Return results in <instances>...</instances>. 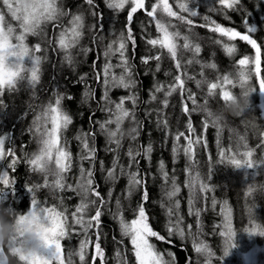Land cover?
Instances as JSON below:
<instances>
[{
    "label": "trees",
    "instance_id": "trees-1",
    "mask_svg": "<svg viewBox=\"0 0 264 264\" xmlns=\"http://www.w3.org/2000/svg\"><path fill=\"white\" fill-rule=\"evenodd\" d=\"M153 0H149V6ZM98 5L97 11L102 13V20H98L91 16L87 11L88 5L84 0H66L64 3L65 10L71 9L73 13H83L85 17V35L83 37L86 43V49L91 51L86 55L85 60L75 62L73 65H68L63 54L53 51L52 48L45 46L42 53L46 59L42 62L40 72V82L33 90L26 83L18 85L16 91H5L0 100L3 104L0 105V134L10 138L6 140V149L10 144L21 157L20 162L16 165V170H9V178L15 181L13 189L4 193L5 206L9 204L18 211L25 212L29 207V194L26 187L42 184L43 178L40 174L31 172L29 166L24 160L25 154H32L37 150V145L33 139L29 128L33 124L34 116L39 112L42 105L47 104L51 97H54L57 92L74 97L72 100H64L63 106L71 113L74 118V123L66 133L68 147L73 154V167L70 173L67 174L66 182L75 184L76 178L79 175V167L81 161L79 159L82 151L80 143L75 139L81 131L95 130L98 135L91 140L93 147L97 149L96 159L94 163L95 183L99 187L100 193L105 197L108 203L105 205L102 212V225L100 227L101 246L105 251V264H118L117 251L121 256H126L127 264H135V258L132 252V247L126 238H122L118 222L114 220L113 213L116 211V201L120 200L122 207L121 211L125 218L130 220L133 218L138 205L142 201V190L135 191L130 197L127 192V176H121L117 181H109L106 177V169L111 168L116 160H119V165L123 167L124 172L129 171V158L126 155L128 148L139 150L140 146L151 145L153 151L150 158L143 155L137 157L138 163L134 164L132 170H138L142 176L146 174L148 200L144 203L145 211L148 215L150 226L160 233L168 237V207L170 203H166L165 184L162 179L160 163L165 165V171L169 176H175L177 184L181 191L177 194L174 200L180 203L179 209L175 210V219L177 216L182 218L181 227L185 229V236L181 238L178 235L170 237V242H160L155 238H151L156 245L157 250L165 254V259L171 261V264H203L204 257L195 253L192 247L193 235L187 230L188 225H192V233H195L198 240L205 241L213 250L215 255L211 257L212 264H246V254H251L255 257V264H264V238L249 237L243 233V229L250 227V214L248 209L252 208L251 218L257 220L264 226V197L246 196V185L251 183L254 176L257 181H264V166H260L255 170L252 169H234V165L230 164L227 159L221 163L220 151L231 147L235 143L246 144L247 148H241L239 153H235V158L243 162L247 157L242 153L246 150H252L253 161L260 163L264 159V149H257L256 145L262 137L261 132H264V93L259 91V80L253 78L251 81L252 87L255 89L250 94L251 107L240 118L229 117L226 122L221 125L218 133L215 127H209L206 131L202 127V119L204 113L197 112L191 114V121L194 132L189 133L187 130L188 115L182 112V100L179 90L168 97L169 106L163 110V114L168 120V133L157 126V109L161 108V103L164 99V93H157V100L151 101L150 94L157 84L169 85L173 82V77L176 75L173 62L164 54L159 61L160 70H156L157 61L152 60L148 65L142 62V57L150 54V46L146 44L145 37L153 38L157 35L154 26H148L149 18L144 15L143 11H138L133 15L131 27L133 35L136 39V45L128 44L127 55L129 62L132 65L135 73V81L137 87L136 95L139 97L138 105L135 109L137 119L142 125L139 139L130 141L124 139L123 146L115 152L109 151L107 137L99 132V126L94 128L93 121H104L107 114L100 111L98 101L103 93L101 83L96 82L95 71L102 68L104 59L102 56L105 50V45L111 42L114 38H118L119 34L124 31V26L127 23V12L130 10V5L124 10L115 12L109 10L104 0H95ZM173 3L174 9L176 0H170ZM191 10L197 11L196 17H189L194 21V26L189 27L179 21H173L177 25L178 30L182 34L188 35L193 43H198L201 46V53L197 57L202 63H216L217 69H204L205 77L208 82H215L218 75L234 72L235 61L243 55H249L254 58L255 51L251 49L244 41L229 42L237 45V53L229 57L223 51V48L214 43L216 39L226 40L219 37V34L208 30V27H200V25L210 24L211 19H215L217 23L225 27H233L242 33L246 31L244 20H249L250 25L257 28V32L253 38L257 39L261 45V79H264V0H242L240 10L229 12L227 15L217 11L219 5L216 0H188ZM184 15H187L186 13ZM210 17L209 21H205L204 17ZM230 17V18H229ZM68 17H65V22ZM101 25L103 31H94L92 25ZM147 28V31L145 29ZM58 33L49 28V36L54 37ZM30 37V38H29ZM26 43L29 46L35 43H41L42 40L38 37V41L32 40L29 36ZM98 41L94 43L93 41ZM182 43V41H181ZM157 50L151 49V53L155 54ZM99 61L97 62V58ZM184 59L191 57L190 52L183 53ZM117 62V58H113V63ZM96 65L94 69L93 65ZM120 70L117 69V72ZM189 75L196 76L200 79V65L193 64L187 69ZM80 77L85 79L82 81ZM186 88L196 93L197 99L203 103V97L206 94L207 86L203 85L197 88L192 80L186 81ZM91 90L95 94L94 99H89L85 93ZM239 93L240 88L232 89ZM129 93L123 89H115L111 91L110 96L114 100H118L121 96H127ZM187 93H185V97ZM220 102L218 100L210 101L208 107L216 109ZM189 108L192 105L189 102ZM126 107L131 108L129 103ZM95 115H92V114ZM151 113V115H149ZM114 127V126H113ZM125 128L129 127L126 123ZM178 131H183L185 135L191 136L192 139L199 137L200 144L193 146L194 160L197 161L195 171L200 173V180L207 183L211 189L203 195L207 199H199L194 202V208L201 209L200 226L197 227L196 216L189 215V190L184 186L186 180L185 168L188 164V158L180 150L178 153H173L172 148L175 141L174 137ZM243 136L244 140H240ZM187 141L181 137L179 145L181 149L186 146ZM112 147H115L112 145ZM229 156L233 153H229ZM211 157V160H209ZM11 160V157H8ZM101 162H103L101 164ZM84 167L88 168L89 163L84 162ZM255 173H258L256 175ZM119 174V169H118ZM51 179V178H50ZM170 183V182H169ZM111 192V196H109ZM36 197L40 202H46L48 205H56L60 207V198H63V207L68 208L69 213L74 210L79 203V197L71 191H63L53 193L48 188H39L36 191ZM217 201L216 208H212V199ZM259 204V207H257ZM164 205V206H162ZM226 207L231 209V217L233 228L237 231L238 236L235 239L237 247L232 250L227 258H223L224 239L218 235V229L215 225L221 223L223 216L221 208ZM111 209V211H109ZM71 223V217H69ZM84 239L82 235L70 234L63 241L65 254L74 252L79 248V242ZM95 240V237H92ZM123 239V243L121 240ZM94 248L87 250L85 264H90L91 255ZM174 255V259L168 254ZM74 264H80L78 257H73ZM23 264V262H21ZM99 264V260H97Z\"/></svg>",
    "mask_w": 264,
    "mask_h": 264
},
{
    "label": "snow or ice",
    "instance_id": "snow-or-ice-1",
    "mask_svg": "<svg viewBox=\"0 0 264 264\" xmlns=\"http://www.w3.org/2000/svg\"><path fill=\"white\" fill-rule=\"evenodd\" d=\"M242 0H216L220 6L217 9L221 14L227 15L229 12L240 10ZM88 5L87 11L91 16L98 20H102V13L97 11L98 5L95 0H84ZM109 10L120 12L130 5L127 12V23L124 31L119 34L118 38H114L105 45L102 53L104 65L102 68L96 69V82L101 83L103 93L98 101L100 111L107 114L104 121H93L94 128L99 126V132L107 137L109 151L115 152L123 146L124 139L134 142L139 139L142 125L139 123L136 115V107L139 97L136 95L137 87L135 81V73L129 62L127 55V46L136 45V39L133 35L131 22L133 15L138 11H143L144 15L149 18L148 26H154L157 35L153 38L145 37L146 44L150 46V54L142 57V62L148 65L152 60L157 61L156 70H160L159 61L165 53L173 62L176 75L173 82L167 86L157 84L150 94V100H157V93H164V99L160 101L161 108L157 109L158 119L157 126L161 127L165 133H168L169 125L163 110L169 106L168 97L179 90L182 100V112L188 115L187 130L193 133L195 130L191 121V114L202 112V127L206 131L210 126L215 127L219 133L221 125L216 126L209 122L206 110L209 108L210 101L218 100L220 97L230 95L232 89L237 87L244 88L250 93L255 89L252 87L251 81L259 80V91L264 93V79H261V45L253 35L257 32L255 26L250 25L249 20H244L246 31H241L233 27H225L217 23L215 19H211L210 24L200 25V27H208V30L219 34V37L226 40L216 39L214 43L220 45L227 56L232 57L237 53V45L229 43L236 41H244L255 51L254 58L249 55H243L235 61L234 72L224 73L216 77L215 82H208L205 77L204 69H217L216 63H202L197 57L201 53V46L193 43L188 35H184L178 30L177 25L173 21H179L189 27L194 26V21L189 17H196L197 11L191 10L188 0H176L175 9L170 0H153L149 6V0H104ZM187 15H184V14ZM65 17H68L65 22ZM230 18V17H229ZM207 22L210 17L205 16ZM49 28L58 34L54 37L49 36ZM85 17L83 13H73L71 9L65 10L62 0H0V96H3L7 90L9 92L16 91L18 85L26 82L31 89H35L40 82V72L42 62L46 59L41 55L45 46L52 48L53 51L63 54V59L68 65L75 63L76 49H79L80 55H87L91 49L81 48L80 43L85 35ZM94 31H103L101 25H92ZM147 31V28L145 29ZM28 36L40 37L42 42L29 46L26 43ZM15 41V42H14ZM182 41V43H181ZM98 43V41H93ZM151 49H156L155 54L151 53ZM190 52L191 57L184 59L183 53ZM117 58V62L113 63V58ZM99 57L97 58V62ZM198 64L201 71L200 79L196 76L188 74V67ZM94 69L96 65H93ZM117 69L120 71L117 72ZM83 81L85 78L80 77ZM192 80L197 88H201L206 84L207 91L203 97V103L197 99L196 93L186 88V81ZM115 89H123L129 94L121 96L118 100L111 98L110 93ZM185 93L187 96L185 97ZM89 99H94L95 94L89 90L85 93ZM74 97L57 92L51 97L47 104L40 107L33 119V124L29 128L33 139L36 142L37 150L32 154H25L24 160L29 166V170L38 173L43 178L42 184L26 187L29 194L28 213L34 215L39 212L45 216L50 223V231L53 237L50 247L42 251V255L47 259L44 264H74L73 257H78L80 264H85L88 255L87 250L94 248L91 255L90 264H105V251L101 246L100 227L102 225V212L108 203L105 197L100 193L98 185L95 183L94 177V161L96 159L97 149L92 146L91 140L98 133L95 130L81 131L75 139L80 143L82 151L79 159L81 161L79 167V175L75 184L66 182L67 174L71 172L73 167V154L68 147L66 133L70 126L74 123L71 113L63 106L64 100H72ZM192 107L189 108L188 104ZM132 107H126L127 104ZM3 101L0 100V105ZM92 115H95L94 113ZM151 115V113H149ZM129 127L125 128L124 125ZM114 126V127H113ZM135 128V132L130 133V129ZM262 139L256 145L257 149H264V132L260 133ZM181 137L187 141L186 146L179 145ZM10 138L0 134V201H5L4 193L11 191L15 181L9 178V170L14 172L16 165L20 162L21 157L17 156L16 150L9 144L6 149V140ZM177 142L174 144L172 151L178 153L182 150L183 154L188 158V164L185 168L186 180L185 187L189 190V215H195L197 227L200 226L201 209L194 208V202L199 199H207L203 194L211 191L209 185L200 180V173L195 171L197 161L194 160L193 146L201 143V139L197 137L192 139L191 136L185 135L183 131H178L174 137ZM240 140H244L241 136ZM114 145L115 147H112ZM241 148H247L246 144L235 143L231 147L220 151L222 158L221 163L225 159L236 167H239L241 160L235 158V153H239ZM153 151L151 145L140 146L139 150L128 148L126 155L129 158L127 173L123 167L119 165L117 159L115 164L106 169V177L109 181H117L121 176H127V196H131L135 191L142 190V201L138 205L133 218L128 220L121 211V201H116V211L113 218L118 222V227L122 238H126L131 247L135 258V264H171V261L165 259V254L157 250L156 245L151 238H155L160 242H170V237L178 235L181 238L185 236V229L181 227L182 218L175 216V210L179 209L180 203L174 200L181 188L177 184L175 176L170 177L165 171V165L160 163L162 179L165 184L166 203H170L168 207V237L161 235L155 231L149 224L148 215L145 211L144 203L148 200L146 174L144 176L138 170H132L134 164L138 163L137 157L144 156L150 158ZM229 153L233 155L229 156ZM247 159L243 160L245 164L253 162L252 150H246L242 153ZM11 157V160H8ZM54 160L55 167L58 170L56 174H49L43 171L44 160ZM211 160V157H209ZM84 162L89 163V167H84ZM103 162H101L102 164ZM264 166V159L259 163ZM119 169V174H118ZM51 178V179H50ZM170 182V183H169ZM39 188H48L53 193L71 191L79 197V203L74 210L69 213L68 208L63 207V198H60V207L56 205H48L46 202L38 201L36 191ZM111 196V192L108 194ZM246 196H250V190L246 191ZM217 201L212 199V208H216ZM164 206V205H162ZM111 211V209H109ZM250 218V227L243 229V233L249 237L264 238V226L255 219L251 218L252 208L248 209ZM21 212V211H20ZM221 215L223 220L215 225L218 229V235L224 239L223 258L230 256L233 249L236 248L235 239L238 236L237 231L233 228L231 209L222 207ZM71 217V223H69ZM187 230L193 235V250L195 253L203 256L205 259L203 264H212L211 257L215 255L213 250L203 240H198L195 233H192V225L187 226ZM70 234L82 235L84 239L79 242L78 250L65 254L63 241ZM95 237V240L92 237ZM123 243V239L121 240ZM174 259V255L169 253ZM118 264H127L126 256L122 257L117 251ZM34 257L25 255L20 256V260L26 264H33Z\"/></svg>",
    "mask_w": 264,
    "mask_h": 264
},
{
    "label": "clouds",
    "instance_id": "clouds-1",
    "mask_svg": "<svg viewBox=\"0 0 264 264\" xmlns=\"http://www.w3.org/2000/svg\"><path fill=\"white\" fill-rule=\"evenodd\" d=\"M250 91L240 88L239 93L232 91L230 95L220 97V103L216 109L208 108L206 115L210 123L220 126L229 117L240 118L251 107ZM135 132V128L129 130ZM43 171L49 174H56L54 160H44ZM261 165L253 161L250 165L241 162L239 167L234 169L255 170ZM258 175V173H255ZM246 190H250V196L264 197V181H257L255 176L251 183H248ZM259 207V204H257ZM48 219L37 212L34 215L22 213L10 204L0 201V264H26L20 260V256L34 257L33 264H44L47 259L42 251L51 246L53 237L50 231ZM237 247V245H236ZM246 264H255V257L247 259Z\"/></svg>",
    "mask_w": 264,
    "mask_h": 264
},
{
    "label": "rangeland",
    "instance_id": "rangeland-1",
    "mask_svg": "<svg viewBox=\"0 0 264 264\" xmlns=\"http://www.w3.org/2000/svg\"><path fill=\"white\" fill-rule=\"evenodd\" d=\"M66 2V0H62V3H63V5H64V3ZM29 37V36H28ZM32 37V40L33 41H35V42H37L38 41V37H33V36H31ZM30 38V37H29ZM27 39V38H26ZM15 42V41H14ZM86 43L84 42V40H83V38H82V40H81V43H80V46L79 47H81V48H86ZM76 51V56H75V62H77V61H80V60H85V58H86V55H80L79 54V49H76L75 50ZM42 55V54H41ZM24 85H26V82H24L23 83ZM7 197L5 196V199H6ZM249 257H251V254H246V261H247V259L249 258Z\"/></svg>",
    "mask_w": 264,
    "mask_h": 264
}]
</instances>
